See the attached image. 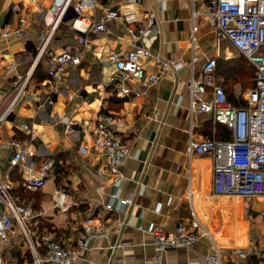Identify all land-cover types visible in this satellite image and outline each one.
Wrapping results in <instances>:
<instances>
[{"label": "crops", "instance_id": "crops-1", "mask_svg": "<svg viewBox=\"0 0 264 264\" xmlns=\"http://www.w3.org/2000/svg\"><path fill=\"white\" fill-rule=\"evenodd\" d=\"M52 2L0 0V24L13 29L10 37L0 36V112L15 96L17 74L31 72L26 93L15 102L9 118L0 124V177L10 175L17 201L32 205L36 211L26 224L27 234L18 223L14 224L13 242L4 246V264H33L35 252L44 256L41 236L45 233L71 246L82 234L88 216L103 221L109 230L91 241L76 264H210L206 256L216 246L225 262L259 264L264 215L246 213V196L215 192L211 154L187 152L191 129L193 136L201 140L215 132L216 126L210 114L192 118L185 81L192 67L197 75L200 73L209 56L233 58L235 55L228 49L221 48L224 40L231 42L219 40L214 25L201 17L198 37L191 43V0H142L132 5L138 17L136 26L147 11L156 13V24L137 42L164 58L183 62L184 67L177 74L162 77L146 95L120 97L117 70L103 61L110 50H126L130 46L127 22L119 17L109 21L106 29L88 35L81 63L65 73L67 83L76 93L74 99L70 100L67 92H59L52 103L43 106L41 101L52 89L48 74L51 57L47 51L58 53L70 46H80L71 24L74 6L52 31ZM121 4L122 0H94L85 3L84 13L98 19L104 8ZM13 5L19 9L13 10ZM21 17L26 20L24 25L20 23ZM47 36V49L43 52ZM12 62L17 65L14 69L8 68ZM144 63L150 71L158 69L153 60L146 59ZM39 64L37 78L35 70ZM101 110L124 117L116 132L130 146L131 154L121 166L123 179L119 183L113 181L106 157L91 135ZM154 110L159 112V120L147 118ZM72 120L76 124L65 132L64 124ZM25 122L34 124L37 132L31 143L37 155L27 165L12 166L15 148L5 143L13 137L27 140V132L21 129ZM80 146L88 150L82 152ZM46 158L54 165L45 186L35 189L34 196L24 198L23 192L34 191L22 186L28 164L37 173ZM56 188L65 192L67 209L55 205ZM114 193L117 199L108 208ZM128 196L132 202L122 205L121 199ZM194 216L200 218L212 237H202L189 248L159 251L152 235L139 229V225L154 222L173 230L179 223L189 225Z\"/></svg>", "mask_w": 264, "mask_h": 264}, {"label": "built area", "instance_id": "built-area-1", "mask_svg": "<svg viewBox=\"0 0 264 264\" xmlns=\"http://www.w3.org/2000/svg\"><path fill=\"white\" fill-rule=\"evenodd\" d=\"M41 1V0H40ZM53 0L49 11L54 12L55 21L51 30L54 31L68 11L74 6L75 13L71 18L75 30V38L80 46H70L61 52L47 51L51 61L48 74L52 80V89L41 101L45 106L54 101V96L59 92H67L70 100L74 99L75 92L65 79L67 70L82 61L85 47L89 43V34L107 28V23L113 19L123 17L127 22V33L131 38L130 46L126 50L112 49L103 61L111 63L117 70L116 88L122 98L146 95L158 81L168 75L177 74L184 63L173 59L164 58L158 53H153L144 43H139L142 36L156 24V13L147 11L143 20L138 21L137 12L132 6L142 0H122L123 5L104 8L98 19L84 13L85 3L94 0ZM192 31L190 41L194 44L198 37L199 22L201 17L214 25L218 39L229 40L256 68L254 86L247 90L237 89L245 101L244 105L237 106L232 103L223 85L224 76L216 73L218 57L209 56L202 65L197 75L192 67L186 84L189 87V109L192 118L201 113L210 114L214 123L224 124L231 131L230 138L222 139L206 137L197 139L192 134L187 145L190 155L211 154L214 161V190L218 194L240 196H264V0H191ZM43 5V3L41 2ZM125 7V8H123ZM13 10L19 9L13 5ZM25 18H20V23L25 24ZM13 34V29L0 24V36L8 38ZM50 36V33L48 34ZM43 44V52L49 37ZM146 59L153 60L158 66L156 71H150L145 66ZM12 62L8 68H16ZM31 72L17 74L14 81L16 93L6 109L0 112V124L9 118L12 108L17 100L26 93ZM181 80V79H180ZM183 96H180L181 102ZM147 118L159 120L160 114L154 110ZM124 123L121 114H113L101 110L97 116V123L92 128L91 135L96 147L100 148L106 157L107 170L112 175L113 181L119 183L123 179L121 166L131 154L130 146L123 142L117 135V129ZM76 124L75 121L65 123V132H70ZM21 129L28 134L27 140L13 137L5 144L14 147L11 165H27L28 161L37 155V149L31 145L37 137L34 124L22 123ZM82 152L88 149L80 146ZM28 172L22 180L26 189H40L45 186L47 178L52 173L54 162L46 158L38 172L34 171L32 164H28ZM14 182L10 175L0 177V264H4V246L12 244L11 231L18 223L27 234L26 224L35 215L32 205L19 203L12 189ZM56 206L67 209L66 194L61 188L54 190ZM116 193L112 195L107 204L112 208ZM121 204L132 202V197L121 199ZM264 215V207L259 212ZM139 229L152 235L153 242L159 251L170 247H191L200 238L210 236L212 233L202 223L199 217L194 216L189 225L179 223L175 229L166 230L163 225L154 222L149 225H139ZM109 228L103 221L94 216L86 217L80 237L71 246L64 245L48 233L41 236L45 247V255L35 252L33 264H44L45 261L54 264H76L78 259L90 247L91 241L107 234ZM210 264H231L222 259L218 246L213 253L206 256ZM199 261H193L198 263ZM264 264V244L260 252V263Z\"/></svg>", "mask_w": 264, "mask_h": 264}, {"label": "trees", "instance_id": "trees-1", "mask_svg": "<svg viewBox=\"0 0 264 264\" xmlns=\"http://www.w3.org/2000/svg\"><path fill=\"white\" fill-rule=\"evenodd\" d=\"M247 64L250 65L249 68H251L252 71V77H254L253 82L251 87L254 86V81H255V76H256V68L253 66V64L242 54L240 53L237 57H233L232 59H222L221 57L218 59L217 62V68H216V73L218 76H224L225 80L223 82V85L227 91L228 94V98L229 100L234 103L237 106H242L244 105L245 101L242 98V95H240L232 85L233 82H237L238 79H240V76H246L247 74L249 75V68H247L248 66H246ZM224 65V66H223ZM40 64L37 66L36 70H35V76L38 78V71L40 68ZM223 66V67H221ZM35 77V78H36ZM242 80V79H241ZM241 82V81H240ZM241 84H243L241 82ZM248 87V88H251ZM115 114V113H113ZM214 122V121H213ZM216 126V131L215 132H211L210 135L208 137H216V138H222V139H226V138H230L231 136V131L228 129V127L224 124H220L217 123L215 124ZM21 139V138H19ZM38 189H36L37 191ZM12 192L15 196L18 197V195L15 192V189H12ZM35 194H37V192L28 190L27 192H23L22 196L25 197H32ZM20 199V198H19ZM21 202V200H20Z\"/></svg>", "mask_w": 264, "mask_h": 264}, {"label": "rangeland", "instance_id": "rangeland-1", "mask_svg": "<svg viewBox=\"0 0 264 264\" xmlns=\"http://www.w3.org/2000/svg\"><path fill=\"white\" fill-rule=\"evenodd\" d=\"M219 45V44H218ZM221 48H226V50L228 49L231 53V55H235L232 57H237L240 53L236 50V48L229 43L228 41L224 40L221 44ZM218 59L220 58L219 56H217ZM222 59L224 57H221ZM227 59V58H224ZM232 59V58H231ZM224 66V65H223ZM221 66V67H223ZM246 66H248L247 68L250 67L249 64H247ZM252 69L249 68V75L247 74L246 76H240L237 82H233L231 87L233 86L234 89L237 91V89H241V90H247L248 87H251L252 82L254 77H252ZM253 78V79H252ZM242 79V80H241ZM243 84H241V82ZM264 206V197H261L259 195L257 196H246L245 197V208H246V213H251L252 215L254 214H259V212L261 211V209Z\"/></svg>", "mask_w": 264, "mask_h": 264}]
</instances>
